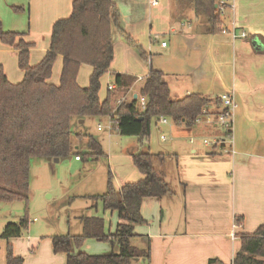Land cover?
Wrapping results in <instances>:
<instances>
[{"label": "crops", "instance_id": "obj_1", "mask_svg": "<svg viewBox=\"0 0 264 264\" xmlns=\"http://www.w3.org/2000/svg\"><path fill=\"white\" fill-rule=\"evenodd\" d=\"M152 1L115 0L120 27L142 42L149 56L147 62L141 61L120 29L114 28L115 58L122 55L127 62L120 73L136 77L127 91V99L137 97L142 83L139 78L146 77L152 67L164 72L174 97L200 93L215 99L233 91L237 99L235 153L196 145L197 137L192 136L195 141L192 143L190 139L194 144L190 152L175 146L176 150L167 157L171 165L166 169L160 165L166 160L155 161V167L163 171L172 190L162 197L143 199L146 223L136 226L135 232L141 237L134 242L140 247H150L146 264H208L212 258L230 264L240 249L241 234L253 233L264 224V0H231L224 13L225 31L220 33L208 32L207 15L199 11L197 0H157L156 5ZM71 3L72 0H58L54 9L59 14L51 19L42 16L36 27L48 26L69 15ZM234 30L238 35L246 31L248 37L234 38L231 34ZM31 33V38L27 35L26 39L35 42L30 62L36 64L49 49L51 32L42 39L36 31ZM164 41L166 46L162 45ZM0 64L10 81L17 83L23 79L17 50L1 41ZM62 64L63 58L59 56L51 82L59 83ZM137 71L141 74H136ZM100 97L103 100L107 95ZM217 109L214 103L209 105L210 111ZM194 127L201 131L196 136L206 132L216 139L222 135L219 127L207 122L196 123L186 130ZM140 175L138 179H124L119 188L127 181H136L129 179H141L143 174ZM99 202L94 200L96 207ZM28 245L34 246L23 264H67V254L54 250L52 236L40 241L30 238ZM82 249L85 250V245Z\"/></svg>", "mask_w": 264, "mask_h": 264}, {"label": "trees", "instance_id": "obj_2", "mask_svg": "<svg viewBox=\"0 0 264 264\" xmlns=\"http://www.w3.org/2000/svg\"><path fill=\"white\" fill-rule=\"evenodd\" d=\"M218 0H197L200 12L207 15V30L220 33L225 26L223 14L217 8ZM120 13L115 0H73L70 15L57 19L52 25L50 46L44 57L31 64V48L35 42L26 39L25 32L5 30L0 19V41L18 53V65L23 79L17 83L9 80L0 64V201H29L30 170L33 158L63 159L74 154L72 120L89 117L104 118L116 115L118 131L124 136H149L151 125L161 115L175 124L189 128L205 116V109L214 103L221 106L219 97L208 98L200 93L174 97L162 70L151 68L142 79L139 94L147 97L141 109L137 98L127 99L117 107L114 97L127 93L136 77L114 72V89L101 99V78L109 72L115 58L114 28L141 57L149 60L143 45L120 27ZM59 56L63 58L60 81L51 82L54 66ZM83 64L92 66L89 85L83 87L78 75ZM109 88V87H108ZM78 138H88V150L75 153L80 160L107 156L102 145L91 134L76 133ZM165 153L143 150L132 154V161L143 177L115 187L109 171L107 189L93 195L104 210L116 211L119 221L114 232L107 231L101 216L80 217L83 232L77 235H55L53 248L67 254V264H131L150 259V247L134 243L138 225L145 224L142 204L145 197H162L171 192L163 171L155 161L163 163ZM96 207V203L93 205ZM241 220L240 217L237 219ZM237 221V222H238ZM26 215L17 222H8L1 237L9 240L22 235L29 225ZM87 239L109 242L113 250L107 254H89L82 249ZM119 251H115V247ZM78 249L76 251L75 249ZM24 257L16 255L13 244L6 248V264H23ZM208 264H226L212 258ZM230 264H264V224L253 233L241 234V246Z\"/></svg>", "mask_w": 264, "mask_h": 264}, {"label": "rangeland", "instance_id": "obj_3", "mask_svg": "<svg viewBox=\"0 0 264 264\" xmlns=\"http://www.w3.org/2000/svg\"><path fill=\"white\" fill-rule=\"evenodd\" d=\"M57 2L58 0H0V19L3 28L5 30L25 32L29 38H31V32L34 34L36 31L40 39L45 38V36L47 38L49 32H52L53 23H49L48 26L43 24L40 27L36 26L42 16L43 19L45 16L51 19L52 16L59 14L57 9H54ZM224 17L226 16L223 14ZM32 25L35 29L31 31ZM136 51L140 55L137 49ZM142 60L145 62L141 57ZM126 67L127 62L124 56L118 55L114 58L111 70L101 78L100 95L102 97L108 94L109 84H114L113 73L122 72L121 70L126 69ZM91 69L88 64L82 65L78 81L86 83L85 85L89 84ZM136 74L140 75L141 73L137 71ZM126 94L121 92V90L117 93L116 97H114L116 107L118 106V101ZM205 122L206 120L202 121V123ZM161 124L157 120L153 121L150 135L142 138L140 136L121 135L117 124L109 116L104 118L89 117L83 123L81 119L74 118L72 120L74 154L60 159L58 162L55 161V158H33L30 170L29 201H0V264H6V248L9 242L13 244L16 255L26 258L31 247L34 246L28 245L30 238L40 241L55 235H67L69 232L75 235L81 234L83 231L80 217L83 216L96 215L103 217L106 230L114 232L119 221L117 212L104 210L101 202L98 203L97 207H94L92 196L106 191L110 170L113 176V183L117 188H119L120 183L124 179L128 180V178L141 176L130 155L138 149L143 148L144 150L149 149L154 153H165L168 157L170 153L176 150L174 147L177 146L180 150L182 149L188 153L194 145L190 143L192 136L197 137L198 142L196 145L201 144L207 149L209 147L212 148V146L204 143V139L212 142L214 137L206 132L203 136H196L197 133L201 132L198 127L188 131L186 130L187 128L176 126L170 118L166 125ZM219 129L223 131L222 128ZM79 132L94 136L102 145L103 151L107 156L99 159L77 160L76 152L83 153L89 149L88 138H78L76 133ZM162 135L165 136V139L161 138ZM169 159L167 158L160 165H163L166 169L167 166L171 165ZM156 164L158 165L159 163L156 162ZM168 176L172 178L170 175ZM165 179L167 181L166 176ZM26 215L30 222L28 227L23 230L21 236L9 240L1 237L8 222H17ZM134 243L136 244V242ZM84 245L85 251L89 254H107L112 251V245L106 241L87 239ZM114 250L118 252L119 247H115ZM131 264L143 263L141 260L134 259Z\"/></svg>", "mask_w": 264, "mask_h": 264}, {"label": "built area", "instance_id": "obj_4", "mask_svg": "<svg viewBox=\"0 0 264 264\" xmlns=\"http://www.w3.org/2000/svg\"><path fill=\"white\" fill-rule=\"evenodd\" d=\"M231 0H218L217 2V8L221 14L225 13L226 8L230 5ZM158 3L157 0H153L152 4L156 5ZM225 31V29H223ZM232 36L234 38H247L248 33L246 31H242L240 35H238L235 30L232 31ZM163 46L167 45V42L162 43ZM143 78L140 77L139 80H142ZM115 86L110 85L109 89H114ZM128 94L123 96L119 101L118 105L121 104L122 102L127 100ZM131 98H135L132 97ZM138 99V104L141 109H144L146 107L147 103V97L140 95L139 93L137 94ZM221 100V106L215 110V111H208L205 109V116L202 118H199L196 123L202 122L203 120H206L207 123L212 124L216 127L222 128V135L214 139L212 142L209 141L208 139H204V143L207 145H210L214 148H219L223 153L227 154H234L235 153V148H234V114L235 110L237 108V99L235 97V92L233 91H227L222 93L219 96ZM114 123H118L115 121V118L117 116L115 115L113 118L109 116ZM158 122L162 124H167L169 122V117L161 115L158 119ZM101 129V127H100ZM162 139H165V136L162 135ZM195 141L194 137L191 139V142L193 143ZM76 159H80V156H76Z\"/></svg>", "mask_w": 264, "mask_h": 264}, {"label": "water", "instance_id": "obj_5", "mask_svg": "<svg viewBox=\"0 0 264 264\" xmlns=\"http://www.w3.org/2000/svg\"><path fill=\"white\" fill-rule=\"evenodd\" d=\"M81 122L83 123L84 120H81ZM55 161L58 162V161H60V159L59 158H55Z\"/></svg>", "mask_w": 264, "mask_h": 264}]
</instances>
